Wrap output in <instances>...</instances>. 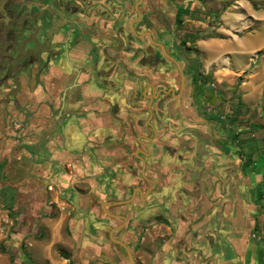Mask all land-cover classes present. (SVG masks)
Here are the masks:
<instances>
[{"label": "crops", "instance_id": "0c3cea01", "mask_svg": "<svg viewBox=\"0 0 264 264\" xmlns=\"http://www.w3.org/2000/svg\"><path fill=\"white\" fill-rule=\"evenodd\" d=\"M167 65L146 71L158 74L159 88L178 86L176 69ZM90 77L97 82L73 93L56 115L59 84L51 88L52 109L38 86L28 118L0 117V186L28 200L34 218L48 213L39 222L41 239L27 238L31 251L57 247L70 251L68 258L60 253L70 262L130 264L115 237L129 246L137 264H264L249 238L264 162L244 157L225 127L219 131L193 110L196 83L181 94L185 116L167 117H186V130L170 124L166 133L159 126L147 148L140 140L149 129L141 130L139 116L127 117L126 93L107 98L104 76ZM142 166L148 179H141Z\"/></svg>", "mask_w": 264, "mask_h": 264}, {"label": "flooded vegetation", "instance_id": "af4514ba", "mask_svg": "<svg viewBox=\"0 0 264 264\" xmlns=\"http://www.w3.org/2000/svg\"><path fill=\"white\" fill-rule=\"evenodd\" d=\"M168 5L174 3L0 0V117L28 118L38 86L52 109L55 103L49 100L54 99L51 88L59 84L56 115L73 93L97 82L91 74H102L103 94L110 98L114 91L125 92V102L131 106L127 117L134 121L139 116L141 130L148 127L147 135L141 132L142 147L149 148L148 142L159 134V126L166 133L170 124L185 131L181 120L186 117L176 121L167 117L185 116L181 94L187 91L186 78L192 74L188 66L194 53L180 38L178 20ZM161 63L168 64L167 69H176L177 87L159 88L154 83L158 74L146 72L159 71ZM196 72L199 85L192 90L191 107L223 132V116L208 112L201 64ZM157 100L159 105L154 107ZM145 153L141 150L143 166ZM143 166L141 179L147 178Z\"/></svg>", "mask_w": 264, "mask_h": 264}, {"label": "rangeland", "instance_id": "374dc122", "mask_svg": "<svg viewBox=\"0 0 264 264\" xmlns=\"http://www.w3.org/2000/svg\"><path fill=\"white\" fill-rule=\"evenodd\" d=\"M172 1L177 4L173 13L184 10L178 34L194 53L187 82L199 85L196 70L201 64L208 112L223 116L225 130L244 157L264 162V0ZM261 178L256 221L249 235L260 248L256 260H264V169ZM10 188L0 186V264H70L57 247L31 251L27 238L41 239L39 222L48 213L34 218L30 202L19 200ZM64 199L71 201L67 195ZM14 235L17 241H12ZM71 264L81 263L73 258Z\"/></svg>", "mask_w": 264, "mask_h": 264}, {"label": "water", "instance_id": "95a60500", "mask_svg": "<svg viewBox=\"0 0 264 264\" xmlns=\"http://www.w3.org/2000/svg\"><path fill=\"white\" fill-rule=\"evenodd\" d=\"M174 60H175V59H174ZM175 61H176V60H175ZM176 62H177V61H176ZM177 64L180 66L179 62H177ZM0 205H1V198H0ZM111 215L125 219V216H122V215H116V214H111ZM113 239H114L117 243L121 244L122 246H124V247L126 248L127 253H128V257H129L130 264H137V263L135 262V260H134V257H133V254H132V251H131V249L129 248V246H128L125 242H123L122 240H120V239H118V238L113 237Z\"/></svg>", "mask_w": 264, "mask_h": 264}, {"label": "trees", "instance_id": "16d2710c", "mask_svg": "<svg viewBox=\"0 0 264 264\" xmlns=\"http://www.w3.org/2000/svg\"><path fill=\"white\" fill-rule=\"evenodd\" d=\"M183 13H184V10H180V11L178 12L177 20H178L179 23L182 22V18H181V16H182ZM235 137H236V136H235ZM60 253H61V255H63V256L66 257V258H68V257L70 256L69 252H67V251H65V250H63V249L60 250ZM71 263H72V261L70 262V264H71Z\"/></svg>", "mask_w": 264, "mask_h": 264}, {"label": "built area", "instance_id": "2783aa9c", "mask_svg": "<svg viewBox=\"0 0 264 264\" xmlns=\"http://www.w3.org/2000/svg\"><path fill=\"white\" fill-rule=\"evenodd\" d=\"M50 189H52V188L50 187Z\"/></svg>", "mask_w": 264, "mask_h": 264}]
</instances>
